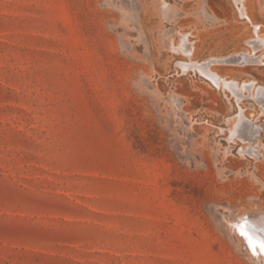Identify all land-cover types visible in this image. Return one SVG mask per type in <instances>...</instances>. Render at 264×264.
I'll use <instances>...</instances> for the list:
<instances>
[{
    "label": "rangeland",
    "instance_id": "obj_1",
    "mask_svg": "<svg viewBox=\"0 0 264 264\" xmlns=\"http://www.w3.org/2000/svg\"><path fill=\"white\" fill-rule=\"evenodd\" d=\"M243 51L264 0H0V264H264V102L193 63Z\"/></svg>",
    "mask_w": 264,
    "mask_h": 264
},
{
    "label": "bare ground",
    "instance_id": "obj_2",
    "mask_svg": "<svg viewBox=\"0 0 264 264\" xmlns=\"http://www.w3.org/2000/svg\"><path fill=\"white\" fill-rule=\"evenodd\" d=\"M238 1V0H236ZM242 1V0H241ZM240 3V1H239ZM240 9V7H239ZM245 15L247 18L249 17L247 12L244 11ZM258 31V30H257ZM261 35V34H260ZM259 35L257 33L256 36H251L249 38V43L253 47L257 45V43L260 41ZM185 43V41L183 42ZM187 50V49H186ZM257 50V49H256ZM194 52V50H193ZM188 53V52H187ZM241 53V52H240ZM193 54V53H192ZM233 54V53H232ZM234 55V54H233ZM237 55V54H236ZM241 58L238 55V57L234 56H209L208 58L203 59L202 61H193L198 67H200L206 74L209 76L214 82L217 84H222L226 88H229L232 93L238 98L242 94H246L247 92L251 93L252 97H254L257 101L259 102H264V87L258 86L254 80L247 79L244 80L243 82L233 80V79H228L222 75H220L215 69H213L209 64H211L213 61H223V62H235V63H243L248 60H250V55L246 51H243L241 53ZM258 57H256L257 59ZM254 59V58H253ZM241 60V61H240ZM222 62V63H223ZM189 63V62H188ZM258 63V62H256ZM191 64V62H190ZM184 65V64H183ZM196 68V67H195ZM194 68V69H195ZM196 70V69H195ZM187 71V70H186ZM201 72V71H199ZM239 115V120L237 127L234 129V132L237 133L238 131L240 132L241 135L244 136V138H249V139H255L257 136V132L259 130V124L253 123L252 121L247 120L245 117H243L242 114L238 113ZM244 213V212H243ZM245 217V216H243ZM241 219V218H240ZM239 219V220H240ZM236 222L237 225L244 224V231L248 233L249 236L253 237V239H264V230L259 229V225L257 223L252 222L249 218L247 219H242L241 221ZM261 220V219H260ZM264 221V219H263ZM246 222V224H245ZM256 222V221H255ZM262 222V221H260ZM264 224V223H263ZM262 225V224H261ZM264 227V226H263ZM238 228V227H237ZM239 229V228H238ZM240 230V229H239ZM257 230V231H256ZM246 238V237H245ZM247 239V238H246ZM248 241V239H247ZM257 250L259 251V248L257 247ZM264 255V254H263Z\"/></svg>",
    "mask_w": 264,
    "mask_h": 264
},
{
    "label": "snow or ice",
    "instance_id": "obj_3",
    "mask_svg": "<svg viewBox=\"0 0 264 264\" xmlns=\"http://www.w3.org/2000/svg\"><path fill=\"white\" fill-rule=\"evenodd\" d=\"M236 227L240 229L241 235L245 236L248 239V244L249 247L252 249L253 254L256 253L257 247L259 248L260 253L264 254V239H253V237L249 236L248 233L244 231V224L237 225Z\"/></svg>",
    "mask_w": 264,
    "mask_h": 264
}]
</instances>
